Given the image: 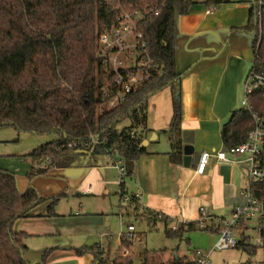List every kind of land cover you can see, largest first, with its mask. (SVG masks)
Listing matches in <instances>:
<instances>
[{
  "label": "trees",
  "instance_id": "16d2710c",
  "mask_svg": "<svg viewBox=\"0 0 264 264\" xmlns=\"http://www.w3.org/2000/svg\"><path fill=\"white\" fill-rule=\"evenodd\" d=\"M141 11L157 9L139 26L147 51L154 61L150 77L140 89L114 108L108 106L103 90L112 87L114 76L105 73L99 57V40L116 22L113 0H0V127L11 126L18 132L59 138L22 156L29 163L25 174L27 187L18 189L14 173L0 169V264H45L49 251L38 262L26 260V235L13 230L14 223L31 217L30 212L48 202L52 215L63 193L41 197L33 182L53 169L85 168L99 165L98 157L108 155L125 164V178L134 174L136 160L146 153L139 145L145 134L149 98L179 80L175 70V19L189 13L196 0H129ZM217 6L221 1L205 0ZM253 33L254 59L248 73L264 74V19L258 21L249 11L248 24L240 28ZM246 75V76H247ZM253 111L264 112V94L254 93L249 101ZM128 121V126L118 124ZM180 113L176 98L167 130L168 160L182 164ZM251 115L242 108L230 113L220 132L227 149L239 146L254 128ZM134 134V136H131ZM93 140L97 141L92 144ZM102 143V144H101ZM70 145V146H69ZM124 188V182L120 185ZM136 204L134 195L129 202ZM137 208V207H135ZM136 210V209H135ZM152 222L167 226L172 222L162 214L146 210L141 214ZM195 228L194 222L166 232L181 237ZM210 231L216 233L213 227ZM216 235V234H215ZM239 249L254 255L257 248ZM264 251V225L260 232ZM131 243L122 241L120 251ZM76 255L93 253L97 264H107L108 254L93 248L75 250ZM112 264H133V259L117 255ZM141 264H163L155 252L144 251ZM190 264V260L183 262Z\"/></svg>",
  "mask_w": 264,
  "mask_h": 264
},
{
  "label": "crops",
  "instance_id": "0c3cea01",
  "mask_svg": "<svg viewBox=\"0 0 264 264\" xmlns=\"http://www.w3.org/2000/svg\"><path fill=\"white\" fill-rule=\"evenodd\" d=\"M228 2L229 0L221 1ZM219 4L214 6L205 0H196L188 14L176 17L175 70L180 77L173 89L165 88L149 98L146 113L149 132L144 135L143 140H148L153 133L156 138L143 147L146 153L136 160L134 174L131 178H125L127 182L124 181L123 190L121 184L117 183L119 197L117 198V193L116 198L110 197L111 188L117 186L115 180L110 179L113 171L116 172L114 164L117 160L101 155L96 167L50 171L56 173L54 176L59 177L67 187L62 192L64 196L60 198L61 201L79 196L100 198L102 204L108 203L103 208L105 211L114 206L117 211L122 208L123 211L118 214L120 217L142 214L148 210L162 214L176 223H195L199 218L200 208H204L211 218L225 219L217 214L228 213L232 216L233 210L243 204L241 193L247 183V164L240 158V161L234 163L220 164L213 155L225 148L220 136L221 128L230 113L239 109L244 77L249 63L254 59V50L249 33L240 28H226L222 19L214 13L219 9ZM241 5L247 8L244 3ZM243 26L244 23L240 25ZM174 98L179 106L182 145L191 146L195 154L207 153L211 156L204 175L195 173L196 164L183 166V152L182 164H173L168 160L169 141L162 131L169 128ZM26 166L28 167L27 164ZM35 182L36 180L33 185L41 197L52 191L49 188H56L47 184L44 190L39 184L35 185ZM26 187L25 178L20 191ZM121 191L129 197L138 196L135 198L137 203H125V206H121ZM51 196L54 195L45 197ZM47 204L48 202L38 205L30 212L31 217L19 219L13 226V230L24 233L27 240L35 238L33 240L45 243L43 246L40 244L41 247L50 238L59 236L60 226L68 220L55 208L54 214L49 215ZM119 242L120 249V237ZM131 245L128 248L130 254ZM25 246L26 260L38 262L39 258L27 256L29 246ZM96 246L95 244L90 248ZM76 249L74 246H54L48 250L45 246L41 253L49 251L45 264H97L93 253L78 256Z\"/></svg>",
  "mask_w": 264,
  "mask_h": 264
},
{
  "label": "rangeland",
  "instance_id": "374dc122",
  "mask_svg": "<svg viewBox=\"0 0 264 264\" xmlns=\"http://www.w3.org/2000/svg\"><path fill=\"white\" fill-rule=\"evenodd\" d=\"M244 0H229L228 3L219 4V9L215 10L222 23L228 29L241 28L248 24V7L242 6ZM253 41L254 34L249 33ZM252 63H249L246 75ZM245 75V77H246ZM244 77V80H245ZM244 82V81H243ZM242 94L239 99V108H241ZM128 126V121L118 124V128ZM59 138L58 134L50 133L45 135L30 134L25 132H18L11 126L0 127V169H5L15 174L18 183V189L25 182V173L29 169V163L25 162L22 155H26L32 150L42 146L46 143L52 142ZM168 139V135L165 136ZM28 165V167L26 166ZM53 171V170H52ZM54 172V171H53ZM50 172L47 176L36 179L35 185H40L46 190V185L51 184L56 188H49L45 196L55 195L66 191V185L63 184L56 173ZM111 180L118 183L116 172L113 171ZM92 182V179H90ZM126 181V179L124 180ZM127 182V181H126ZM50 185V186H51ZM25 188V187H24ZM22 189L23 192L25 189ZM53 192L52 194H49ZM119 192L118 184L111 188L110 197L117 198ZM43 195V194H42ZM44 196V197H45ZM62 198V197H61ZM100 198L79 196L78 198L61 199L57 202L55 210L61 215H64L68 220L60 226V234L55 238H50V241L45 245L48 250L54 246H74L77 249L90 248L93 245H101L102 257L108 254V263L112 264L117 255H121L119 250L120 231H126L128 225L134 226L135 236L131 242L130 257H133V264H141V259L144 251L155 252L163 264H183L192 258L195 250L210 253L211 264H264V251L257 248L254 255H249L242 249H228L212 251L213 245L216 242L217 236L210 230H199L196 228L184 232L179 237H167L166 232L170 230L175 222H170L167 226L162 222L153 225L148 219L141 216V214L120 217L118 214L123 211L122 208L117 211L114 206L110 210L103 209L108 204H102ZM120 205H126L123 201H119ZM59 204V205H58ZM117 207L119 208L118 202ZM82 208V210H81ZM122 209V210H121ZM222 215L225 220L232 218L231 214H217ZM198 220V219H197ZM254 224V222H252ZM245 235L248 237L249 243L257 241L258 233L255 230H247ZM246 237V238H247ZM26 239V238H25ZM35 239V238H33ZM32 238L24 240V243L29 246L27 256L41 259V251L45 249V243L35 241ZM41 244V245H40ZM129 248V247H128ZM130 249V248H129ZM47 250V251H48ZM106 251V253H105ZM122 256V255H121ZM128 257V258H130ZM32 263H35L32 262Z\"/></svg>",
  "mask_w": 264,
  "mask_h": 264
},
{
  "label": "built area",
  "instance_id": "2783aa9c",
  "mask_svg": "<svg viewBox=\"0 0 264 264\" xmlns=\"http://www.w3.org/2000/svg\"><path fill=\"white\" fill-rule=\"evenodd\" d=\"M113 1L116 2L114 7L116 22L101 35L99 40V57L105 73L114 76L112 87L103 90V97L108 100V106L111 108L123 104L130 94L138 91L144 81L149 79V71L154 61L148 54L147 42L139 31V26L149 14H158L157 9H151L149 12L141 11L136 5L128 3L129 0ZM243 3L258 21L264 19V0H244ZM256 92L264 94V74L249 73L243 83L241 108L251 115L254 128L249 132L244 143L233 148H224L213 155L220 164L234 163L240 161L238 159L240 158L247 164L248 174L246 186L241 193L244 202L233 210L230 220L211 218L207 216L204 208L199 210V218L195 222L196 228L211 230L214 227L216 230L217 239L212 251L238 248L241 239L247 237L245 235L247 230H255L258 239L249 243L247 237L244 245L261 247L260 232L264 225V112L253 111L249 103L251 96ZM96 143L97 141L93 140L92 144ZM210 158L207 153L200 154L195 173L204 175ZM114 168L118 183H123L126 173L124 161L118 159ZM120 196L124 203L129 202L130 197L122 191ZM134 198L137 199L138 196ZM186 223L178 222L171 230L176 231L180 225ZM134 231V226L128 225L126 231L119 232V237L122 241L131 243L135 236ZM96 249L97 252H102L103 246L98 245ZM210 253L195 250L190 264H211ZM121 255L128 258L131 254L128 248H123Z\"/></svg>",
  "mask_w": 264,
  "mask_h": 264
},
{
  "label": "water",
  "instance_id": "95a60500",
  "mask_svg": "<svg viewBox=\"0 0 264 264\" xmlns=\"http://www.w3.org/2000/svg\"><path fill=\"white\" fill-rule=\"evenodd\" d=\"M155 138H156V135L153 133L148 140H143L141 144L139 145V147L140 148L145 147L149 141H153L155 140ZM182 152H183V166L184 167H189L191 164L198 163L200 155L195 154L191 146H188V145L183 146Z\"/></svg>",
  "mask_w": 264,
  "mask_h": 264
}]
</instances>
